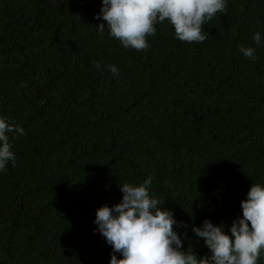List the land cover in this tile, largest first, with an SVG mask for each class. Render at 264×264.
I'll return each mask as SVG.
<instances>
[{
	"label": "trees",
	"instance_id": "trees-1",
	"mask_svg": "<svg viewBox=\"0 0 264 264\" xmlns=\"http://www.w3.org/2000/svg\"><path fill=\"white\" fill-rule=\"evenodd\" d=\"M225 3L203 43L165 20L137 51L97 34L102 0H0V118L24 129L0 170V264H110L96 210L148 177L183 250L211 255L191 231L206 219L231 236L264 187V0Z\"/></svg>",
	"mask_w": 264,
	"mask_h": 264
},
{
	"label": "clouds",
	"instance_id": "clouds-1",
	"mask_svg": "<svg viewBox=\"0 0 264 264\" xmlns=\"http://www.w3.org/2000/svg\"><path fill=\"white\" fill-rule=\"evenodd\" d=\"M225 9V0H102L95 18L106 24L96 26L97 34L102 35L107 27L109 35L123 47L147 50L146 37L154 36L155 25L167 20L179 40L203 43L207 36L202 26ZM253 41L260 45V33L253 35ZM239 50L256 60L254 48L241 45ZM95 66L101 70L100 62ZM108 70L119 75L115 65H109ZM8 133L22 136L24 129L0 118V170L16 162ZM151 184L152 177L139 186L124 183L119 186L123 193L120 203L96 210V231L112 247L110 264H257L264 250V187L252 184L247 199L241 201L242 218L233 221L231 236L224 233L222 225L208 219L202 226L192 227L211 252L210 256L198 257L191 247L183 250L187 234L182 237L174 226L183 227L184 222L175 220L173 212L162 207L164 203L150 196Z\"/></svg>",
	"mask_w": 264,
	"mask_h": 264
}]
</instances>
